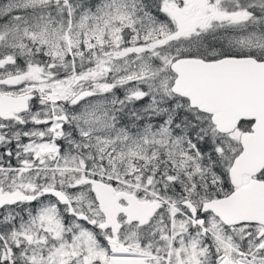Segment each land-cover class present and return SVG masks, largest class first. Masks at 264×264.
<instances>
[{
	"label": "snow or ice",
	"instance_id": "obj_1",
	"mask_svg": "<svg viewBox=\"0 0 264 264\" xmlns=\"http://www.w3.org/2000/svg\"><path fill=\"white\" fill-rule=\"evenodd\" d=\"M0 264H264V0H0Z\"/></svg>",
	"mask_w": 264,
	"mask_h": 264
}]
</instances>
